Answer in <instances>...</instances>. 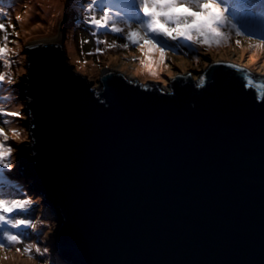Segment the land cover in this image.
<instances>
[{
    "label": "water",
    "instance_id": "water-1",
    "mask_svg": "<svg viewBox=\"0 0 264 264\" xmlns=\"http://www.w3.org/2000/svg\"><path fill=\"white\" fill-rule=\"evenodd\" d=\"M59 38L27 46L33 139L19 154L61 213V254L74 264H264V101L244 78L264 73L215 60L197 79L176 72L165 90L106 68L95 88Z\"/></svg>",
    "mask_w": 264,
    "mask_h": 264
},
{
    "label": "rangeland",
    "instance_id": "rangeland-1",
    "mask_svg": "<svg viewBox=\"0 0 264 264\" xmlns=\"http://www.w3.org/2000/svg\"><path fill=\"white\" fill-rule=\"evenodd\" d=\"M60 4L62 5L61 11L58 9L57 11H51V14H49V11L45 12L44 4L38 2V0H23L21 3L19 0H0V9H2L0 23H4L6 26V32H0V46L7 43L9 50L7 59L11 61L10 64L0 66V74L5 71L4 75L6 77L5 82L0 84L2 88H5L0 91V108L7 112L21 114L17 118L7 117L11 121L7 125L0 124V128H3L5 135L8 137L7 145L13 149L10 157V170L5 171L16 175L10 179V183L16 187L5 199L9 203L13 199H27L30 201V209L34 203H39V205L35 204L36 209L41 207V210L38 209L39 212L36 214L30 213V210L26 211L29 212L26 214L19 209L5 214V219L15 217V219L30 220L34 227L21 225L19 228L10 229V232L18 235L22 242L11 247L0 248V264L69 263L67 258H63L57 246L61 213L57 209H53L47 200L46 194L35 187L34 178L30 175L27 176L24 169H20L22 167L19 154L21 146L23 143L32 144L26 139H33L28 129L30 124L29 113L27 112L28 98L23 96L24 89L22 85V75L28 77L29 71L27 67L30 61L28 45L41 42L47 37H54L61 32L60 35H64L65 38L64 48L67 53V60L71 62L75 70L93 81L95 88L99 87L100 75L106 68L120 70L125 77L132 75V80L137 78L141 82L148 79L160 80L158 86L165 90H171L169 82L176 72H189L194 79H197L196 76L210 62L215 60L240 61L242 64L245 63L254 75L264 73V47L259 46L261 39H255L256 35L253 33L251 34L252 38L249 39L248 33L237 36L233 32L230 39L220 46L208 47L201 45V48L198 49V58L196 52L188 50L189 47L185 48L183 52L167 51L165 63L156 64V75L153 76L146 67V64L151 62L150 59L147 60L148 52L142 53L135 46H130L127 50H122L119 47L108 49L107 47L110 44L121 45L126 41L117 39L116 34L110 32L101 31L93 36V30L90 26L83 23L84 13L80 8V0H61ZM251 7L253 9L251 8L248 13L252 14L253 12L256 15L264 7V0L252 2ZM27 10H29L28 14H26ZM256 16L264 17L259 13ZM17 17H19V20ZM97 18H99V14H97ZM118 26L123 27V25ZM15 34L17 35L16 38L14 37ZM5 35L8 37L7 42L3 39ZM97 40L105 43L98 44ZM237 40L240 41V45H237ZM255 41H259L258 44ZM69 42L73 44L74 50L68 48ZM256 47H259V50H256ZM98 48L102 50L99 53L97 52ZM141 60H144L145 64H141ZM2 63L0 61V64ZM8 77L12 80L11 84L7 83ZM14 130L20 133L18 137L14 135ZM3 182L0 179V183ZM21 188L26 192L25 196L22 197H20L23 191ZM3 195V193H0L1 197ZM20 231L23 234H20ZM26 247L30 249L31 255L24 252ZM37 248L40 250L39 254ZM46 252L49 253V257L45 256Z\"/></svg>",
    "mask_w": 264,
    "mask_h": 264
},
{
    "label": "snow or ice",
    "instance_id": "snow-or-ice-1",
    "mask_svg": "<svg viewBox=\"0 0 264 264\" xmlns=\"http://www.w3.org/2000/svg\"><path fill=\"white\" fill-rule=\"evenodd\" d=\"M251 3L252 0H232L231 6H229L228 0H80V8L84 13L83 23L90 26L93 36L101 31L110 32L115 33L117 39L126 41L121 45L110 44L108 45L110 49L119 47L122 50H127L130 46H135L142 53L146 49H154L159 53L158 61L155 63L164 64L167 51L183 52L185 48L193 47L196 48L198 58L197 46H220L230 39L233 32L237 36L245 35L246 33L239 26V21L251 11ZM178 8L184 10L176 12L175 9ZM225 13H229V15H225ZM97 14H99V18H97ZM17 19L19 20V17ZM118 25H123V27ZM177 25H181L180 32H173L172 35H169V30L176 28ZM0 32H6L4 23H0ZM248 35L251 39V34ZM3 39L7 42V35ZM97 43L105 42L97 40ZM236 43L240 45L239 40ZM259 46L264 47V37L261 38ZM8 51L7 43L0 46V61L3 62L0 66L11 63L7 59ZM101 51V49H97L98 53ZM140 63L145 64V61L141 60ZM228 66L234 67V65ZM146 67L151 75H156L153 62H148ZM241 71L246 73V70ZM244 78L245 88L255 90L257 100L264 101V80L256 81L251 77V74L247 73ZM203 79L201 77L200 86L203 84ZM5 80V75L0 74V84H3ZM7 83H12L10 77L7 78ZM20 116V113L7 112L0 108V124L10 123L11 121L7 117L17 118ZM14 135L18 137L20 133L14 130ZM7 140L8 137L3 128H0V169L4 170H10V157L13 151L12 147L7 145ZM4 180V183H0V193L6 197L16 186L8 182L7 171H4ZM4 197H0V226L7 224L11 228H19L21 225L34 227L27 219H15V217L5 219L6 213L14 212L17 209L21 212L29 211L30 201L13 199L9 203ZM18 243H21V239L16 234L5 230L0 235V248L11 247ZM24 252L31 255V251L27 247ZM37 253H40L39 248H37Z\"/></svg>",
    "mask_w": 264,
    "mask_h": 264
},
{
    "label": "trees",
    "instance_id": "trees-1",
    "mask_svg": "<svg viewBox=\"0 0 264 264\" xmlns=\"http://www.w3.org/2000/svg\"><path fill=\"white\" fill-rule=\"evenodd\" d=\"M254 1H256V0H252V2H254ZM228 2H229V6H231V3H232V1L231 0H228ZM71 3H73V2H71ZM75 3V2H74ZM248 5H247V3H246V7H247ZM252 9H253V7H251ZM262 9V8H261ZM260 9V10H261ZM262 11V10H261ZM261 11H259L258 13H261ZM67 12V11H66ZM257 13V14H258ZM228 15H229V13H227ZM226 14V15H227ZM256 14V15H257ZM253 12H252V14L251 13H247L246 15H245V18L244 19H241L240 21H239V23H240V25L239 26H241L242 27V30L245 32V33H250V34H254V35H256V38L255 39H257V38H259V39H261L262 37H264V17H262V18H260V17H258V16H256ZM261 15V14H260ZM262 16H264V14H262ZM245 20V21H244ZM17 34V33H16ZM14 35V37L16 38V36L17 35ZM198 47V49L199 48H201V45L200 46H197ZM188 50H190V51H194V52H196V48H193V47H189V49ZM193 52V53H194ZM8 55V54H7ZM238 63H240V61L238 62ZM243 65H245V63H243ZM4 169H0V179H2L4 182H5V180H4ZM7 175H8V182H10V179H11V177L13 178L14 176H16L15 174L13 175V174H11V173H9V172H7ZM3 182V183H4ZM22 189V188H21ZM23 191H22V195H20V197H22L23 195L25 196V193L26 192H24L25 190L24 189H22ZM1 197V196H0ZM2 197H4V195L2 196ZM6 197H8V196H6ZM6 197H4V198H6ZM16 197H18V196H16ZM8 201V200H7ZM9 202V201H8ZM35 204H37V205H39V203H34L33 204V206H32V208L30 209V213H33V214H36L37 212H39L38 211V209L39 210H41V207L40 208H38V209H36L35 207H37ZM51 208V207H50ZM26 214L27 213H29V212H26V211H24ZM12 215V214H11ZM8 219V218H7ZM1 227L2 226H0V229H1ZM4 228H8V227H10V226H8L7 224H5L4 226H3ZM11 228V227H10ZM27 230V229H26ZM21 232V231H20ZM11 233H13V232H11ZM20 234H23L22 232L20 233ZM0 235H2V234H0ZM21 239V238H20ZM21 242H22V240H21ZM65 259V258H64ZM69 263H66V262H64V263H62V264H74V263H72V262H70V261H68Z\"/></svg>",
    "mask_w": 264,
    "mask_h": 264
},
{
    "label": "bare ground",
    "instance_id": "bare-ground-1",
    "mask_svg": "<svg viewBox=\"0 0 264 264\" xmlns=\"http://www.w3.org/2000/svg\"><path fill=\"white\" fill-rule=\"evenodd\" d=\"M23 0H19V2L21 3ZM28 2V1H27ZM38 2H42L44 4V10L45 12L49 11V14H51L50 12L51 11H57L58 9H62V5L60 4L61 3V0H38ZM72 2V1H71ZM8 10V9H7ZM13 10V9H12ZM16 11H18L17 9H15ZM263 11H261V13L259 14H264V7L261 9ZM29 13V10H27V13ZM60 34V33H59ZM258 39V38H257ZM41 42H55V43H60V38H59V35L57 34L56 36L54 37H47L46 39H44L43 41ZM256 44H258L259 41H255ZM40 43V42H38ZM257 46V45H256ZM68 48L70 50H74V46L71 42L68 43ZM109 49V47H107ZM256 50H259V47H256ZM146 52H148V55H147V60L150 59L151 62L154 63V65L156 66V61H158V58H159V53L156 52L154 49H146ZM254 52V51H253ZM146 58V57H145ZM5 73V71H4ZM3 73V74H4ZM127 76V75H126ZM126 78H129V79H132V75H128ZM1 90L2 91L3 89L5 88H2V86H0ZM16 252H19V251H16ZM45 256H48L49 257V253H45ZM62 264V263H61Z\"/></svg>",
    "mask_w": 264,
    "mask_h": 264
},
{
    "label": "clouds",
    "instance_id": "clouds-1",
    "mask_svg": "<svg viewBox=\"0 0 264 264\" xmlns=\"http://www.w3.org/2000/svg\"><path fill=\"white\" fill-rule=\"evenodd\" d=\"M184 9L183 8H178V9H175V11L176 12H180V11H183ZM180 30H181V25H177V27L176 28H174V29H171V30H169V32H168V34L169 35H172V33L173 32H180ZM207 38V37H206ZM195 39V38H194ZM146 43H148L147 41H146ZM51 206V205H50ZM52 207V206H51ZM61 253V252H60ZM63 258H65L64 256H63Z\"/></svg>",
    "mask_w": 264,
    "mask_h": 264
}]
</instances>
